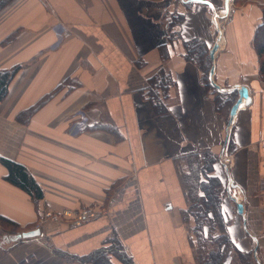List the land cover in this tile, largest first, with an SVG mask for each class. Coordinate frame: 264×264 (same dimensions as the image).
I'll return each mask as SVG.
<instances>
[{
  "label": "crops",
  "instance_id": "crops-1",
  "mask_svg": "<svg viewBox=\"0 0 264 264\" xmlns=\"http://www.w3.org/2000/svg\"><path fill=\"white\" fill-rule=\"evenodd\" d=\"M262 8L264 0L4 6L0 71L16 70L0 100V158L22 165L42 198L9 184L0 163V215L21 231L39 230L38 239L0 246V264H52V250L77 259L100 251L110 264H124L115 252L131 264H195L178 173L181 158L203 151L217 158L231 242L255 249L264 264V81L253 46ZM214 15H228L210 59L215 90L247 89L232 119L229 109L215 110L199 68L183 56L186 41L211 48ZM161 68L173 86L167 112L156 114L143 89ZM84 210L91 218L75 224Z\"/></svg>",
  "mask_w": 264,
  "mask_h": 264
},
{
  "label": "trees",
  "instance_id": "trees-1",
  "mask_svg": "<svg viewBox=\"0 0 264 264\" xmlns=\"http://www.w3.org/2000/svg\"><path fill=\"white\" fill-rule=\"evenodd\" d=\"M11 0H0V10L6 6ZM239 1V0H237ZM262 20L257 26L253 37V46L258 57V75L264 81V8L261 9ZM184 59L187 62L197 65L201 72V80L207 91L214 94L215 110L220 112L222 109H230L237 98L236 91L230 93H219L215 87L209 84L208 74L211 67V60L208 55L207 45L197 39L183 42ZM16 68L0 71V100L6 95L7 86L15 73ZM173 86L170 74L164 68L146 81L143 89V95L152 107L153 112L162 114L167 112L169 108L168 90ZM45 99H41L37 104L31 107L26 115L32 114L43 103ZM185 168L178 173V179L183 188V192L187 201V207L182 211V219L187 224L189 218L193 219V225L188 227L189 234L197 239V244L203 239L206 242L207 233H217L219 236V244L214 251H210L206 259L202 263L195 259V251L190 240V248L195 264H224L225 259L231 252L239 253L238 249L231 242L227 234L228 221L221 213V201L225 196V191L220 179L213 175V165L217 161L215 155L210 151L200 153H192L181 158ZM0 163L6 168L7 174L5 180L22 190L32 200L38 201L42 198V191L33 177L20 164L0 158ZM0 226L6 227L11 233L21 231V228L14 222L0 215ZM28 232V231H24ZM208 242V241H207ZM118 248L115 247V251ZM117 255L124 264H131V261L122 256ZM105 254V253H104ZM100 251H96L86 257L79 258L81 261L90 262L99 260L100 264H110L108 259Z\"/></svg>",
  "mask_w": 264,
  "mask_h": 264
},
{
  "label": "rangeland",
  "instance_id": "rangeland-1",
  "mask_svg": "<svg viewBox=\"0 0 264 264\" xmlns=\"http://www.w3.org/2000/svg\"><path fill=\"white\" fill-rule=\"evenodd\" d=\"M227 18H228V15H227V17H223L222 18L223 20L221 18L217 20V23L221 27V30H220L221 32H222V29L224 27V23L226 22ZM215 34H216V30H215ZM35 229L38 230V228H34V230ZM31 230H33V229H31ZM21 232H24V231H21ZM19 234H20L19 232L11 233V231L6 229V227L4 229V227L0 226V246L3 248H7V247H9V246L21 241V240H31V239H38L39 238V236H35V237L29 238V239H20V238L18 239V238H16V236ZM205 236H206V240L208 242L207 241L204 242L203 239L201 238V240L199 241L198 244H197V239L194 235L191 238L192 244L194 247V251H195V259L197 260V262H200V263H202V261L207 258L208 253L210 251H214L219 244V240H217V238L219 236L217 235L216 232H214L213 234L207 233L206 235H202V237H205ZM228 237H229V235H228ZM41 243H44V242L41 241ZM238 251H239V253L231 252V254L225 259L224 264H256V261L253 257V251L244 252V251H241L239 249H238ZM52 254H53L52 260L54 261L52 264H56L55 262L57 260H60V259H61V261L59 262L60 264H62V263H64V264H88V262H86V261L84 262V261H81V259L71 257L70 255L65 254V252H62L60 250H52ZM99 262H100L99 260L94 261V263H96V264H100ZM45 264H48V262Z\"/></svg>",
  "mask_w": 264,
  "mask_h": 264
},
{
  "label": "water",
  "instance_id": "water-1",
  "mask_svg": "<svg viewBox=\"0 0 264 264\" xmlns=\"http://www.w3.org/2000/svg\"><path fill=\"white\" fill-rule=\"evenodd\" d=\"M217 15V14H216ZM216 15L213 16V23L215 25V22H217L218 20V17H216ZM219 15V14H218ZM215 30H216V38H215V42L213 43V45L211 46V48L209 49L208 51V55H209V58L212 59L213 58V55H214V52L217 50L218 48V41L220 39V33L219 31L217 30L216 26H215ZM212 75H213V67L211 66L210 70H209V74H208V80H209V83L215 87L216 89H219L214 83H213V79H212ZM232 90H236L237 92V98L235 100V102L233 103V105L231 106V108L229 109V118L232 119L235 112H236V109L238 108V106L241 104L242 100H244V104H247V100H248V97H247V89L244 87V86H240V87H233L231 89H226L224 91H232ZM241 204L239 203H236V210H237V213L238 214H241ZM39 235V230L35 229V230H32V231H28V232H23L19 235L16 236V238H20V239H27V238H32V237H35ZM253 257L256 261V256H255V249L253 250ZM256 264H258L256 262Z\"/></svg>",
  "mask_w": 264,
  "mask_h": 264
},
{
  "label": "built area",
  "instance_id": "built-area-1",
  "mask_svg": "<svg viewBox=\"0 0 264 264\" xmlns=\"http://www.w3.org/2000/svg\"><path fill=\"white\" fill-rule=\"evenodd\" d=\"M85 121H81L80 124L84 125ZM91 212L90 211H87V210H84V211H81L80 213H78V215L75 217L74 219V223L75 224H78L79 222L81 221H84V220H88L91 218Z\"/></svg>",
  "mask_w": 264,
  "mask_h": 264
},
{
  "label": "bare ground",
  "instance_id": "bare-ground-1",
  "mask_svg": "<svg viewBox=\"0 0 264 264\" xmlns=\"http://www.w3.org/2000/svg\"><path fill=\"white\" fill-rule=\"evenodd\" d=\"M215 26L217 28V30L219 31L220 35H221V27L219 26V24L217 22H215Z\"/></svg>",
  "mask_w": 264,
  "mask_h": 264
}]
</instances>
